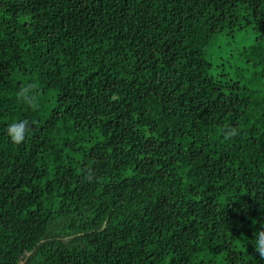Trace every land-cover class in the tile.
Instances as JSON below:
<instances>
[{"label": "trees", "instance_id": "obj_1", "mask_svg": "<svg viewBox=\"0 0 264 264\" xmlns=\"http://www.w3.org/2000/svg\"><path fill=\"white\" fill-rule=\"evenodd\" d=\"M262 221L264 0H0V264H264Z\"/></svg>", "mask_w": 264, "mask_h": 264}, {"label": "clouds", "instance_id": "obj_2", "mask_svg": "<svg viewBox=\"0 0 264 264\" xmlns=\"http://www.w3.org/2000/svg\"><path fill=\"white\" fill-rule=\"evenodd\" d=\"M16 95L19 102L32 108L38 107V96L33 84L29 83L23 87H20L17 90ZM29 129V120H16L8 124L6 128V135L11 143L20 144L24 141ZM233 134L234 130L227 133L228 136ZM248 241L249 244L253 246V252L259 258L264 259V221L260 222V227L253 232V237L248 239Z\"/></svg>", "mask_w": 264, "mask_h": 264}, {"label": "rangeland", "instance_id": "obj_3", "mask_svg": "<svg viewBox=\"0 0 264 264\" xmlns=\"http://www.w3.org/2000/svg\"><path fill=\"white\" fill-rule=\"evenodd\" d=\"M252 40L253 35L251 33H238L236 36L233 37L231 36L221 38L217 47L221 51L230 52L251 44Z\"/></svg>", "mask_w": 264, "mask_h": 264}, {"label": "water", "instance_id": "obj_4", "mask_svg": "<svg viewBox=\"0 0 264 264\" xmlns=\"http://www.w3.org/2000/svg\"><path fill=\"white\" fill-rule=\"evenodd\" d=\"M22 264V263H21Z\"/></svg>", "mask_w": 264, "mask_h": 264}]
</instances>
